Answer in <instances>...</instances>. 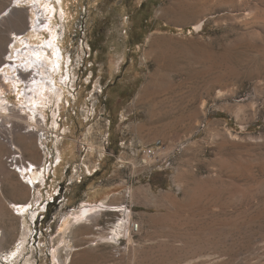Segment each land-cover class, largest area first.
I'll return each instance as SVG.
<instances>
[{
	"label": "rangeland",
	"instance_id": "rangeland-1",
	"mask_svg": "<svg viewBox=\"0 0 264 264\" xmlns=\"http://www.w3.org/2000/svg\"><path fill=\"white\" fill-rule=\"evenodd\" d=\"M11 1L0 96L18 110L0 106V264H54L59 244L63 264H264V0H184L175 16L158 14L168 0H65L63 17L22 0L21 32ZM52 32L56 94L33 113L20 96L36 84L29 49ZM164 144L169 162H145L142 148ZM86 201L127 204L130 234L96 238L120 217L99 211L62 243Z\"/></svg>",
	"mask_w": 264,
	"mask_h": 264
},
{
	"label": "bare ground",
	"instance_id": "bare-ground-1",
	"mask_svg": "<svg viewBox=\"0 0 264 264\" xmlns=\"http://www.w3.org/2000/svg\"><path fill=\"white\" fill-rule=\"evenodd\" d=\"M21 1L22 0H14V2H15L14 4H12L13 0L10 2V6L12 4V9L10 11V14H13L15 16L12 19V22L14 24V28H16V30H18L20 32L27 28V22H29L26 20V13L24 11L23 6L21 5ZM34 1L35 0H33V2ZM39 1H38V3H39ZM53 1L54 0H47V3H46L47 7H46V9H43V10H46L49 12L52 10L51 14L54 13V10H59L62 17H63V15L67 14L66 8L64 6L65 0H57L58 4L60 6V8H58V9L55 8V7H57L56 4H54V5L50 4ZM35 2H37V1H35ZM183 3H184V0H168L166 5L159 10L158 14L165 16L171 12L175 16V15H177V13H179L180 11L183 10ZM50 7H52V8H50ZM7 8H8V6H7ZM7 10L5 9L4 11H7ZM4 18H5V16H2L0 18V23L2 22V20H4ZM42 20H43L42 17L38 15V18L36 20L34 19L33 21L41 23V25H42V23H43ZM199 24L200 23H198L197 26L200 27ZM38 25H40V24H38ZM28 28H29V26H28ZM37 31L39 32V29H37ZM51 36H52V38L49 42L43 41L44 44L35 46L34 48L30 47V49H29V50L33 51L31 56H30L31 62H29V61L28 62L31 64L29 66L30 67L32 66L33 70L36 71V73H37V75L35 76V79H34V80H36V84L34 85V87L32 89L30 87L31 85L29 86L30 87L29 89H31L32 91L29 92V91H26V89H25L22 91L23 93H20V96L23 95V97L25 98V101H24V103H26L25 108L26 109L30 108L33 113H35V111H36L35 109H38V108L34 109V106L36 107L38 104L47 105L49 103L50 98L48 96H45V98H43L42 97L43 95H45L46 93L56 94L55 89H57V85H56V76L55 75H56V73L61 72V66H60L61 60H60V55H59L60 50L58 48V44L56 45V43H55V39L57 40V38H58L57 33L55 35V33L52 32ZM26 58H29V57H26ZM7 61L8 60H5L4 63ZM26 66H27V64H26ZM29 66H27V67L29 68ZM9 69H13V70L17 69V67H15V65H13L12 61L10 63V60H9L8 66H7V75L6 76L13 80V83L17 89L20 82H21V79L20 78L18 79L16 77L9 75V73H8ZM25 69H27V68L25 67L24 70ZM67 75H69V74H67ZM159 77H161V76H159ZM156 79H157V76L155 73H153L149 76V80H148L147 84L145 85L143 92L141 94H139L136 102L144 101L146 99V94L148 93V91L150 92V90L152 89V86H153ZM60 80H62V79H60ZM61 92L62 91H60V93ZM59 103H60V101H59ZM0 106H1V109L6 110L10 114L17 112V110H18L15 107V105L10 106L8 101L6 100V98H3L2 96H0ZM26 109L23 111H26ZM3 114H0V116H2ZM22 114L26 115L25 112ZM36 118H37V116H36ZM38 119H37V122H38ZM36 128L43 130L44 126L40 124V125H37ZM29 133H31V136H30L31 139H33V141L30 139L33 142V144H32V142H30V144L37 147V144H38L37 140H36L37 134L34 133V130H30ZM59 158L60 159L62 158L61 154H59ZM24 169L26 171H28L27 168H24ZM30 170H32V169H30ZM32 176H34L33 178H38V180L41 179L37 175L36 172H35V175L32 173ZM25 204L29 205V203H25ZM28 209H29V206H28V208H25L24 205H21L20 207H18V212L21 213L20 215H21V218H23V225L24 226H26L27 222H28L27 218H26V214L31 212V211L29 212ZM99 211H111V212H115V213H120V217L118 218V221L114 222L112 224V226L108 229V231H106L107 233H105V234L102 233L100 235H97L96 238L101 239V240L106 239L109 243H115L116 241H119L121 239V237L126 236L127 233L130 234L128 224L130 222V219H131L133 213H132V209L127 204H124V203H107L105 201H101L100 203H98V202L92 203V202L86 201V202L82 203L77 209L71 211L67 216L64 217V219L60 225V228H59L60 232L63 233V238H61L62 239L61 242L62 243L65 242V235L69 230H71L74 226L82 224L84 221L90 219V217H93V215ZM32 215L34 216L36 214L33 212ZM137 226L139 227V225H137ZM134 227H135V225H134ZM25 233L26 232H23L22 234H25ZM22 244H23V241H22ZM60 245L61 244H59V246L55 247L52 250L53 251L52 256H53L54 264H63V261H62L61 256H60V247H61ZM21 248H22L21 246H18L17 250H15V251L13 250L11 252V255L15 256L17 254V252L21 251ZM68 260H69V256L66 259V263L68 262Z\"/></svg>",
	"mask_w": 264,
	"mask_h": 264
},
{
	"label": "built area",
	"instance_id": "built-area-1",
	"mask_svg": "<svg viewBox=\"0 0 264 264\" xmlns=\"http://www.w3.org/2000/svg\"><path fill=\"white\" fill-rule=\"evenodd\" d=\"M145 162L164 163L169 162L170 149L167 145L147 146L141 149Z\"/></svg>",
	"mask_w": 264,
	"mask_h": 264
},
{
	"label": "crops",
	"instance_id": "crops-1",
	"mask_svg": "<svg viewBox=\"0 0 264 264\" xmlns=\"http://www.w3.org/2000/svg\"><path fill=\"white\" fill-rule=\"evenodd\" d=\"M16 203H18V204H22V203H24V205H25V202H16ZM26 203H27V202H26ZM20 206H21V205H20ZM20 206H19V207H20Z\"/></svg>",
	"mask_w": 264,
	"mask_h": 264
}]
</instances>
